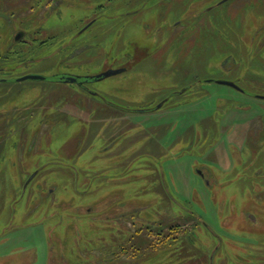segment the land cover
<instances>
[{
    "label": "rangeland",
    "instance_id": "obj_1",
    "mask_svg": "<svg viewBox=\"0 0 264 264\" xmlns=\"http://www.w3.org/2000/svg\"><path fill=\"white\" fill-rule=\"evenodd\" d=\"M10 4L0 264H264V0Z\"/></svg>",
    "mask_w": 264,
    "mask_h": 264
},
{
    "label": "flooded vegetation",
    "instance_id": "obj_2",
    "mask_svg": "<svg viewBox=\"0 0 264 264\" xmlns=\"http://www.w3.org/2000/svg\"><path fill=\"white\" fill-rule=\"evenodd\" d=\"M38 0H24V2H37ZM42 2H48L49 5H48V9L46 10V13H49L51 11H56L57 7L59 6V3L62 1V0H40ZM11 0H0V12L4 14V16H1V18H3L4 20H6V22L8 21H11L12 19V16L15 14L16 10L15 8H17L16 6L17 5H12L10 4ZM13 3H17V2H14ZM33 8V7H32ZM31 8V9H32ZM91 22H93V19H88L82 26H81V30L82 29H85L84 27H86L87 25H89ZM86 25V26H85ZM25 29L23 28H17L16 30V33L14 34L13 38L15 37L16 34L20 33L21 36L20 38H18L17 40L18 41H25L26 38L25 37ZM15 40V38H14ZM26 43L30 44V40L27 42L25 41ZM56 74V73H55ZM58 74H72V73H65V72H61V73H58ZM72 75H75V74H72ZM48 82V81H46ZM52 83H64V84H68V83H71L72 84H75V85H81L82 84V80H77L76 82H63V81H50ZM245 216L252 220L253 223L256 222L255 220V217L252 216V214L250 213H247L245 214Z\"/></svg>",
    "mask_w": 264,
    "mask_h": 264
},
{
    "label": "water",
    "instance_id": "obj_3",
    "mask_svg": "<svg viewBox=\"0 0 264 264\" xmlns=\"http://www.w3.org/2000/svg\"><path fill=\"white\" fill-rule=\"evenodd\" d=\"M0 15L1 16H4L3 13L0 12ZM21 34L18 33L15 35V40H17L18 38H20ZM124 68H117V69H110V70H107V71H104L102 73H99L97 75L94 76V79H100L102 77H105V76H108V75H111V74H114V73H117V72H120L122 71ZM52 79V81H63V82H76L77 80H81V77L78 76V75H72V74H52V76H48V77H45V76H42V75H38V74H27V75H23V76H20L18 78H16L17 81H20V80H24V79H33V80H43V81H47V79ZM83 81V80H82ZM209 81V80H208ZM216 83H219V84H225V85H229L237 90H242L236 83L232 82V81H228V80H221V79H217V80H214ZM257 98H261V99H264V95H261V94H257L255 95Z\"/></svg>",
    "mask_w": 264,
    "mask_h": 264
},
{
    "label": "trees",
    "instance_id": "obj_4",
    "mask_svg": "<svg viewBox=\"0 0 264 264\" xmlns=\"http://www.w3.org/2000/svg\"><path fill=\"white\" fill-rule=\"evenodd\" d=\"M3 69V67H1L0 66V70H2ZM6 81H8V80H6ZM5 80H2L1 78H0V82H6ZM190 85V84H189ZM189 85H185L184 87H182V90H184V89H186ZM242 89V88H241ZM248 89H242L241 91L244 93V91H246V92H248L247 91ZM178 227H179V225L177 224V225H175V233L176 232H179L178 231Z\"/></svg>",
    "mask_w": 264,
    "mask_h": 264
}]
</instances>
